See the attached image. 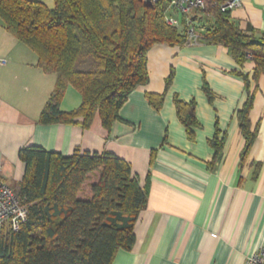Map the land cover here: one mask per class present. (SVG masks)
I'll list each match as a JSON object with an SVG mask.
<instances>
[{
  "label": "crops",
  "instance_id": "1",
  "mask_svg": "<svg viewBox=\"0 0 264 264\" xmlns=\"http://www.w3.org/2000/svg\"><path fill=\"white\" fill-rule=\"evenodd\" d=\"M31 1L54 7L53 0ZM240 1L229 12L231 19L241 30L264 36V0ZM148 51V82L129 95L109 130L98 115L87 130L41 125L38 119L56 76L36 68L35 54L0 26V60H6L0 63V182L17 189L25 171L18 159L23 147L63 157L76 148L110 153L130 163L140 186L149 179L135 243L128 252L119 251L112 264H248L264 239V74L255 83L248 120L256 139L241 161L245 140L235 114L246 92L233 72L251 77L253 63L239 67L227 48L205 43L157 45ZM203 80L212 102L202 90ZM146 94H164L159 111L150 107ZM174 96L195 102L193 140L177 119ZM80 104L81 96L69 87L60 109L71 111ZM216 129L224 143L214 161L209 141Z\"/></svg>",
  "mask_w": 264,
  "mask_h": 264
},
{
  "label": "trees",
  "instance_id": "2",
  "mask_svg": "<svg viewBox=\"0 0 264 264\" xmlns=\"http://www.w3.org/2000/svg\"><path fill=\"white\" fill-rule=\"evenodd\" d=\"M53 9L31 0H0V26L37 57L36 68L54 74V88L40 113L41 125L63 124L87 130L96 115L106 130L119 119V110L135 90L148 82L147 54L157 45H190L186 16L174 15L179 27L166 22L165 0H53ZM195 12L197 43L227 48L242 67L252 62L251 77L233 75L244 84L246 100L236 111L245 140L242 160L256 139L249 112L264 74V36L241 30L229 12L211 9ZM173 74V73H172ZM165 80V91L172 75ZM251 83L254 88L250 90ZM203 80L209 102L212 94ZM81 96L71 111L60 109L68 88ZM159 111L164 94H146ZM177 119L189 140L197 127L195 102L174 96ZM215 130L209 145L218 159L224 139ZM24 164L22 180L14 193L27 210L17 232L0 231V264H112L119 251L135 243L134 228L145 209L149 179L144 186L131 165L110 153H88L79 148L69 157L27 146L18 152Z\"/></svg>",
  "mask_w": 264,
  "mask_h": 264
},
{
  "label": "built area",
  "instance_id": "3",
  "mask_svg": "<svg viewBox=\"0 0 264 264\" xmlns=\"http://www.w3.org/2000/svg\"><path fill=\"white\" fill-rule=\"evenodd\" d=\"M144 1V0H143ZM156 1V0H152ZM168 3L166 22L175 27H179V20L174 15L186 16V37L189 44H196L197 34L195 32V12L206 14L208 10L216 9L221 13L230 12L232 9L240 7V0H165ZM194 12L192 16L191 13ZM3 65L6 60H0ZM27 210L17 199L14 191L5 183L0 182V231L8 228L17 232L20 226L26 221ZM248 264H264V239L261 247L252 255Z\"/></svg>",
  "mask_w": 264,
  "mask_h": 264
},
{
  "label": "rangeland",
  "instance_id": "4",
  "mask_svg": "<svg viewBox=\"0 0 264 264\" xmlns=\"http://www.w3.org/2000/svg\"><path fill=\"white\" fill-rule=\"evenodd\" d=\"M191 15L193 16V15H194V12H192ZM201 16H202V15H201ZM201 16H199V17H201Z\"/></svg>",
  "mask_w": 264,
  "mask_h": 264
}]
</instances>
